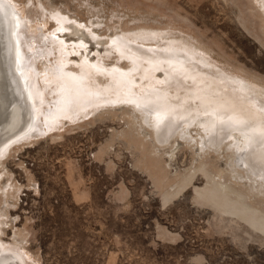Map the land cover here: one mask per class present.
<instances>
[{"label":"rangeland","instance_id":"1","mask_svg":"<svg viewBox=\"0 0 264 264\" xmlns=\"http://www.w3.org/2000/svg\"><path fill=\"white\" fill-rule=\"evenodd\" d=\"M5 1L28 35L57 32L61 40L79 42L69 37L70 28L59 30L48 10L78 21L77 27L88 25L96 41L83 40L87 45L71 56L77 61L97 62L124 34L157 32L162 39L131 44L141 51L190 48L196 70L248 89L264 108L261 0ZM103 63L133 68L116 54ZM164 77L152 83L171 84ZM88 110L66 127L15 143L0 162V240L19 248L27 264H264V188L251 198L257 178L236 168L229 144L206 145L203 118L191 120L183 138L166 147L130 106ZM237 133H229L236 138L231 143L241 146ZM218 169L244 174L247 189L221 187Z\"/></svg>","mask_w":264,"mask_h":264},{"label":"bare ground","instance_id":"2","mask_svg":"<svg viewBox=\"0 0 264 264\" xmlns=\"http://www.w3.org/2000/svg\"><path fill=\"white\" fill-rule=\"evenodd\" d=\"M261 1L264 7V0ZM47 12L59 30L70 28L67 30L69 37L79 42L61 40L57 32L51 34L40 31L28 35V25L25 24V27L17 11L5 0H0V162L15 143L37 135H47L60 126L66 127L65 122L79 121L88 113V109L126 105L141 114L144 123L154 132L158 144L166 147L171 140L179 136L183 138L182 129L185 125L191 126V120L198 122L203 118L201 126L206 122L204 126H207V130H204L208 134L205 136L206 145L218 149L229 144L236 158L233 159L236 168L244 169L251 179L253 176L257 178L254 180L260 187L256 185L249 188L251 198H255L264 188V108L257 102L254 93L244 88L235 89L211 77L206 78L195 69L197 64L193 66L197 55L187 46V50L173 45L174 48H161L163 51L159 48L156 51H141L140 47H135V42L142 43L144 39L148 42L162 39L163 36L157 32L124 34L116 38L112 45H107L110 49L104 57L99 55L101 59L97 62L87 57H82L81 61L74 60L71 56L80 54L79 48L86 44L83 40L96 41L93 32H90L91 28L88 25L77 27L81 25L78 21L77 24L72 23V20L66 22L63 15L54 10ZM49 22L47 20L46 25ZM14 25H18L15 31L19 40L15 45L11 35ZM168 42L176 43L174 40ZM145 47L152 48L153 45L149 43ZM113 54L133 65L132 70L126 71L117 65L106 66L103 61ZM162 75L165 76L164 80L170 78L171 84L161 87L152 83L153 80H160ZM181 130L183 135L180 134ZM230 132L241 133L244 143L241 146H237V142L231 143L236 138L232 139ZM232 170H229L228 176L219 170L217 177L221 187L238 183L247 189V184L242 182L244 178L241 176L244 174H232ZM0 191L3 189L0 188ZM261 228H264V223ZM13 245L8 246L0 240V264H27L24 255L17 250L19 248Z\"/></svg>","mask_w":264,"mask_h":264},{"label":"snow or ice","instance_id":"3","mask_svg":"<svg viewBox=\"0 0 264 264\" xmlns=\"http://www.w3.org/2000/svg\"><path fill=\"white\" fill-rule=\"evenodd\" d=\"M9 2H10V0H9ZM13 20H15V15L13 14ZM16 27H18V25H14V30H13V32L11 33V35H12V37H13V44L15 45V44H17L18 42H19V40H18V34H17V32L15 31V28Z\"/></svg>","mask_w":264,"mask_h":264}]
</instances>
